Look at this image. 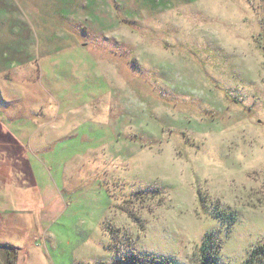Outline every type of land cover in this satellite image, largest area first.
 I'll return each mask as SVG.
<instances>
[{
    "label": "rangeland",
    "instance_id": "374dc122",
    "mask_svg": "<svg viewBox=\"0 0 264 264\" xmlns=\"http://www.w3.org/2000/svg\"><path fill=\"white\" fill-rule=\"evenodd\" d=\"M207 234L214 264L264 242V0H0V264Z\"/></svg>",
    "mask_w": 264,
    "mask_h": 264
},
{
    "label": "trees",
    "instance_id": "16d2710c",
    "mask_svg": "<svg viewBox=\"0 0 264 264\" xmlns=\"http://www.w3.org/2000/svg\"><path fill=\"white\" fill-rule=\"evenodd\" d=\"M232 214H230V218ZM209 234H207L206 238L200 245V259L199 264H214L212 259V252L209 250L210 246H212V242L210 243ZM11 252L15 253V249L11 248ZM130 259H127V264H156L149 263L144 259H139V256L136 254H131ZM160 264H164L161 262ZM167 264V263H165ZM242 264H264V242L257 244L254 246L249 255L243 260Z\"/></svg>",
    "mask_w": 264,
    "mask_h": 264
}]
</instances>
